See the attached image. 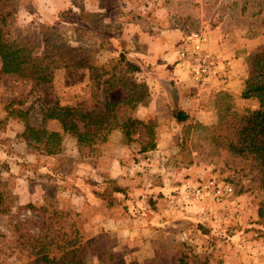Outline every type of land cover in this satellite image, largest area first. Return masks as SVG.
I'll list each match as a JSON object with an SVG mask.
<instances>
[{
  "label": "rangeland",
  "instance_id": "rangeland-1",
  "mask_svg": "<svg viewBox=\"0 0 264 264\" xmlns=\"http://www.w3.org/2000/svg\"><path fill=\"white\" fill-rule=\"evenodd\" d=\"M240 16L243 21L237 23L235 20ZM231 19L229 27L242 26L250 30L248 36L255 51L264 47V0H0V38L4 42L27 45L37 58H54L58 66L50 85H37L30 78L5 74L0 69V192L10 195L6 205L11 207L8 214L0 213V264H37L23 244L28 236L46 234L44 226L58 225L48 220L54 208L70 211L66 226L74 222L81 230L85 264H179L178 259L184 252L189 256L205 257L212 264H264V219L259 216L260 203L264 201L258 180L260 167L255 161L233 153L229 139L222 133L224 128H219L221 123L228 122L230 112L251 110L244 106L239 95L211 97L207 91L212 88H194L187 75L179 71L173 85L162 78L160 84L166 93L165 102L157 104L153 113L148 107L151 98L140 105V110L131 113L134 116L138 112L146 118L151 116L147 122L162 127L158 143L171 149L167 154L152 157L155 164L151 180L153 184L168 185L170 193H160L163 194L160 202L172 216L168 225H153L151 247L154 253L150 250L145 260L133 258L131 261V255L125 258L129 255L126 245L118 244L112 235L100 232L97 227L96 211L100 206L94 205L83 212L61 208L62 197L68 189L59 181L46 188L45 204L53 206L47 207L45 219L40 213L26 209L30 203H24L27 201L24 192L42 183L43 179L37 181L40 178L36 177H44L39 168L45 161L67 172L78 169L75 175L82 178L79 171L86 170L83 167L88 162H97L95 159L102 146L91 152L89 148L78 146L76 139L68 135L64 137L60 153L48 159L28 146L22 137L25 125L10 119L6 109L12 101H24L22 108H31L34 124H38L40 108L58 102L93 110L104 99V92L92 86L90 65L110 69L120 54L132 58L133 48L144 46V43H137L139 34H162L168 29H177L182 33L183 42L191 32L198 30L209 38L215 27ZM209 44V49L221 58ZM240 53L244 57V48H240ZM139 75V80L146 79L145 74ZM251 75L253 72L247 67L245 82ZM122 97L121 90L111 93L113 100ZM250 101L258 102L256 98ZM249 104L251 106L252 102ZM228 108L231 109L227 111ZM124 110L120 108V115ZM179 110L189 114L186 134L182 124L173 118ZM48 127L57 128V124L49 123ZM138 148V144L130 145V156L135 160ZM20 158L25 161H19ZM20 165L29 172V182L25 184L16 172ZM211 178L230 183L235 189L234 200L226 206H214L209 221L194 218L190 210L183 215L180 201L182 199L184 204L185 186ZM97 180L100 179L92 177L85 181L88 189L110 208L107 200L99 195L109 191L113 183L105 181L103 185ZM124 190L121 200L126 202L128 193ZM172 198H179L177 205L172 204ZM42 205L36 204L37 207ZM129 210L130 207H125L123 214L131 216ZM162 218L167 223L169 217ZM44 220L47 225L43 224ZM83 223L90 226H83ZM189 246L191 250L188 251L186 247ZM111 252H115L114 257Z\"/></svg>",
  "mask_w": 264,
  "mask_h": 264
},
{
  "label": "trees",
  "instance_id": "trees-1",
  "mask_svg": "<svg viewBox=\"0 0 264 264\" xmlns=\"http://www.w3.org/2000/svg\"><path fill=\"white\" fill-rule=\"evenodd\" d=\"M0 58V69L3 73L30 78L36 81L37 85H50L54 70L58 67L54 58H37L27 45L4 42L1 38ZM247 63L253 75L245 82L241 97L256 98L259 108L230 112L227 115L228 122L221 123L219 128H224L222 133L229 139L233 153L258 164L260 167L258 180L264 192V47L252 55ZM88 69L92 74V86L104 92V99L100 100L93 110L61 105L58 102L53 106L40 108L39 111L42 113L38 124H34L31 108H22L24 101H12L7 104L9 118L25 125L22 137L28 146L38 153L54 156L60 153L64 137L69 135L76 139L78 146L89 148L93 152L107 143L114 132L119 131L128 145H139L140 153L155 151L158 145V124L135 118L131 114L151 98V90L146 81L138 79V75L142 72L141 66L122 53L110 69L106 66L93 65ZM120 90L123 93L122 99L113 100L111 93ZM121 107L125 110L120 115ZM230 109L228 108L227 111ZM174 118L178 123H182L186 134L189 128V114L179 110L174 113ZM49 123H56L57 128H49ZM106 183H113L112 188L98 195L107 200L108 205L112 207L119 201L115 193H125V190L113 179H107ZM9 196L0 192L1 214H8L11 211L10 205H6ZM50 206L53 204L47 206L44 203L41 207H37L30 203L26 209L40 213L42 219H45L49 211L47 207ZM70 213L54 208L48 220L58 225L44 226L47 228L46 234L26 238L24 243L27 245L23 244V246L34 256L37 264H85L83 234L74 222L66 226L68 224L65 221L69 219ZM259 216L264 219V201L260 203ZM44 221L43 224L47 225V220ZM186 249L191 250L190 246ZM110 254L114 257L112 252ZM178 262L179 264H212L205 257L196 254L189 256L187 252H184Z\"/></svg>",
  "mask_w": 264,
  "mask_h": 264
},
{
  "label": "crops",
  "instance_id": "crops-1",
  "mask_svg": "<svg viewBox=\"0 0 264 264\" xmlns=\"http://www.w3.org/2000/svg\"><path fill=\"white\" fill-rule=\"evenodd\" d=\"M237 19L238 20H235L237 23L241 20L243 21L242 16ZM231 22L232 19L227 21L226 24L215 27L210 32L209 37L210 47L214 49L223 60H229L230 65L233 67L230 80L227 85L214 87L207 92L211 94V97H221L222 95L236 97L239 95L240 100L244 101V106L251 107V110H256L259 108L258 102L250 101L251 99H243L241 93L244 88L247 67H249L246 57L256 54L259 50L255 51L253 43L249 40L248 35H250V30L242 26L229 27ZM245 22H247V20H245ZM149 34H139V39L136 37V39H138L137 43H144L142 44L144 46L133 48V53H131L132 58L129 57V59L138 63L142 68V75L145 74L144 77H146V79L143 80L148 84L152 95L148 107L150 112L153 113L157 104L165 102L163 97H165L166 93L163 91L162 85L160 84L161 80L164 79L166 83L173 85V79L176 78V75L178 77L179 71L174 67V62L177 57V50L182 42V33L177 29H168L162 32V34ZM158 37L161 38V40H158ZM165 38H167L168 41H165ZM240 48H244V57L240 56ZM251 102L252 105L250 106L249 103ZM141 107L139 106L136 111L140 110ZM184 111L186 112V110ZM186 113L188 114V112ZM134 117L146 121H150L151 118V116L148 118L142 117L138 112L134 114ZM158 118L156 119L158 120ZM158 125L157 131L158 136H160L162 134V127L159 128L160 126ZM163 144L164 143L159 142L157 149L149 153H140V148H138V154L135 156V160L130 156V145L124 141L122 133L116 131L112 134L110 140L102 145V151L98 152L99 154L95 159L97 162H88L87 165L83 167L86 170L79 171L81 172L82 178H78L77 175H75L78 169L67 172L62 167L53 168L49 160L45 161L39 168V171H43L44 177H36L40 178L37 181H42V179L43 181L35 185L33 190L29 189L28 192H24L23 197L27 199L24 203L28 202L35 205L44 204L45 201H47L46 188H50L51 184L55 181H59L62 185H66L68 189V192L62 197V209L65 208L76 212H83L84 209L86 210L87 208L94 207V205L98 208L100 206L101 209L96 211L98 219L97 227L100 228V232L112 235L111 237L116 240L118 244L126 245L125 250L128 251L129 255H126L125 258L131 255L129 257L130 261L133 258L136 260L139 258L145 260V258L151 254L150 250L154 253L151 247L152 236L155 230L153 225L159 223L168 225V223H171L170 219L172 217L170 212H167L163 207L165 206L163 205L164 203L162 204L160 202V198L163 194L166 195L170 193L168 185L153 184L151 180V173L153 171L152 166L155 164V162L151 161L152 157L162 156L171 150L170 148L166 149ZM46 157L48 158L49 156ZM19 161L22 162L25 161V159L20 158ZM21 166L22 165H20V168L17 166L18 170H16V172L22 176V182L25 184V181L29 182L27 179V173L29 172L26 171L25 167L22 168ZM92 177L99 178L100 180L97 181H100L103 185L106 179L115 180L121 188L127 189L126 191L128 194L126 202L121 200L124 193H115L119 201L109 208L105 202L99 200L93 192L88 189V183L85 180L88 181L92 179ZM76 186H79V189H77ZM160 193L163 194L161 195ZM60 195L61 194L58 195L59 198H61ZM158 201V204L155 203ZM125 207H130L129 211L131 216L123 214L125 213ZM155 207H159V209L156 210ZM118 208L122 209V211L118 210ZM132 216H134V218ZM166 216L169 217L167 223L165 219L162 218ZM182 220L183 219L180 221ZM83 226L90 225L84 224ZM182 226H185V224L183 223ZM90 228L93 229V226ZM86 229L88 230V228ZM120 248L123 247L120 246ZM128 248L130 250H128ZM112 253L115 255V252Z\"/></svg>",
  "mask_w": 264,
  "mask_h": 264
},
{
  "label": "built area",
  "instance_id": "built-area-1",
  "mask_svg": "<svg viewBox=\"0 0 264 264\" xmlns=\"http://www.w3.org/2000/svg\"><path fill=\"white\" fill-rule=\"evenodd\" d=\"M208 44L206 33L198 30L191 32L177 50L174 62L175 68L185 73L197 89L227 85L232 71L230 63L210 50ZM184 189V204L181 199L180 212L184 215L190 210L194 218L204 221L211 220L214 206H226L235 198L234 187L216 178L187 185ZM172 199V204L177 205L179 198Z\"/></svg>",
  "mask_w": 264,
  "mask_h": 264
}]
</instances>
